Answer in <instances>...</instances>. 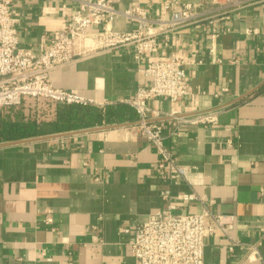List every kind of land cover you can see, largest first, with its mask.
<instances>
[{"label": "crops", "instance_id": "1", "mask_svg": "<svg viewBox=\"0 0 264 264\" xmlns=\"http://www.w3.org/2000/svg\"><path fill=\"white\" fill-rule=\"evenodd\" d=\"M133 1L153 16L164 0H121L118 7ZM179 2L191 3L199 22L180 27L168 41L160 36L157 53L192 60L189 93L176 102L177 115L168 114L167 97L152 99L149 115L189 169V181L157 175L158 154L139 134L136 112L131 121L56 131L40 118V102L26 98L16 108L33 113L39 134L0 141V264H134V225L167 206L163 187L172 194L173 212H201L205 204L235 216L230 235L237 245L230 251L225 237L206 236L204 264H264V0L238 8L223 0ZM76 5L13 0L20 46L44 48L47 34L61 29ZM112 26L133 28L122 16ZM156 54L136 60L131 47L98 52L51 70L50 78L97 106H116L150 82L140 69ZM204 110L216 113L215 123L183 122ZM192 191L204 204L178 198ZM251 244H257L255 259L247 257Z\"/></svg>", "mask_w": 264, "mask_h": 264}, {"label": "built area", "instance_id": "2", "mask_svg": "<svg viewBox=\"0 0 264 264\" xmlns=\"http://www.w3.org/2000/svg\"><path fill=\"white\" fill-rule=\"evenodd\" d=\"M74 1L77 5L64 26L49 32L48 44L34 51L19 44V18L13 11V0H0V110L7 106L18 107L26 98L93 104L92 99L55 86L50 78L51 70L98 52L124 47H131L134 59L139 60L144 54L158 52L160 36L168 41L180 27L199 22L193 5L179 0L162 1L153 16L137 1L124 9L118 7L121 0ZM245 1L223 0L224 4L235 8ZM223 15L221 19L229 18ZM116 16H122L133 28L114 29L112 22ZM207 22L211 36H216L215 20L210 17ZM191 62L176 52L157 53L148 66L140 69L150 82L138 85L133 97L121 100L135 110L139 134L155 147L158 154L156 173L164 182H188L189 169L165 145L162 126L150 121L149 102L167 97L171 105L168 114L177 115L176 102L189 93L186 67ZM216 119L212 110L182 117L183 122L203 124L215 123ZM160 194L167 200V206L134 225V236L129 243L134 264H204L205 237L213 234L225 237L230 251L237 245L230 235L235 222L233 214L212 212L194 191L180 194L178 198L198 199L204 204L203 210L176 213L170 207L169 188H161ZM46 221L49 222L50 217ZM257 255V244H251L247 257L255 259Z\"/></svg>", "mask_w": 264, "mask_h": 264}, {"label": "trees", "instance_id": "3", "mask_svg": "<svg viewBox=\"0 0 264 264\" xmlns=\"http://www.w3.org/2000/svg\"><path fill=\"white\" fill-rule=\"evenodd\" d=\"M39 102L40 118L56 131L135 120V110L125 103L101 107L90 103H53L46 99ZM38 125L33 113L25 114L14 106L4 107L0 110V141L35 136L40 131Z\"/></svg>", "mask_w": 264, "mask_h": 264}, {"label": "water", "instance_id": "4", "mask_svg": "<svg viewBox=\"0 0 264 264\" xmlns=\"http://www.w3.org/2000/svg\"><path fill=\"white\" fill-rule=\"evenodd\" d=\"M29 139H33V138H27V139H22V140H17V141H14V142H18V141H27Z\"/></svg>", "mask_w": 264, "mask_h": 264}]
</instances>
